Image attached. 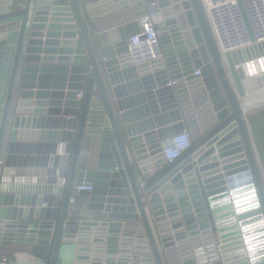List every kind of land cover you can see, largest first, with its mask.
Instances as JSON below:
<instances>
[{
	"label": "water",
	"instance_id": "1",
	"mask_svg": "<svg viewBox=\"0 0 264 264\" xmlns=\"http://www.w3.org/2000/svg\"><path fill=\"white\" fill-rule=\"evenodd\" d=\"M251 1L235 0L241 47L223 56L201 0H24L0 15L17 21L0 41V246L14 264H41L37 248L56 264L62 246L73 264H264V107L248 128L241 110L264 104ZM152 3L162 58L133 66ZM183 130L191 148L166 163L161 142ZM73 186L91 187L94 219L68 215Z\"/></svg>",
	"mask_w": 264,
	"mask_h": 264
},
{
	"label": "built area",
	"instance_id": "2",
	"mask_svg": "<svg viewBox=\"0 0 264 264\" xmlns=\"http://www.w3.org/2000/svg\"><path fill=\"white\" fill-rule=\"evenodd\" d=\"M264 11V0H259ZM203 10L210 27L213 39L218 47L220 55L223 56L226 52L240 48L238 17L236 11L235 0H201ZM257 1L252 0L248 5V9L255 11L257 17L260 16L259 6ZM23 2L20 0H9L7 9L2 13H10L15 9L21 8ZM161 13L156 3L149 4L146 14L138 22L139 33L132 36L128 40V49L130 60L133 66L151 62L162 58V51L159 44L158 34L162 23ZM194 76L199 75V71L193 73ZM178 81H170L167 85L174 86ZM83 93L79 92L78 97H82ZM264 107L261 104L253 108H242V121L248 128V120L251 115ZM192 146L190 134L187 130L164 140L161 142L160 148L163 159L166 163H171L183 155ZM56 155L66 157L64 152V144L59 143ZM56 184L64 188L66 186V175L60 170L56 172ZM89 186H73L69 195L68 203L72 205L81 191H90ZM54 231V228H52ZM0 264H12V260L7 256H0Z\"/></svg>",
	"mask_w": 264,
	"mask_h": 264
},
{
	"label": "crops",
	"instance_id": "3",
	"mask_svg": "<svg viewBox=\"0 0 264 264\" xmlns=\"http://www.w3.org/2000/svg\"><path fill=\"white\" fill-rule=\"evenodd\" d=\"M24 2V0H20ZM9 0H0V15L7 9ZM17 28V21L16 19L7 21V22H0V41L6 39L7 34L10 31H13ZM2 97V96H1ZM3 99V97H2ZM95 157V148L93 142L89 143L88 146L82 151L81 160L86 158V161H80V168L87 167L91 164L92 159ZM89 201L86 197H77L75 202L70 205L68 215L71 216L73 220L76 221H90L94 219L89 212H87V206ZM65 247L62 246L61 252L57 258L56 264H73V253H69L68 255H64ZM11 250L7 247L0 246V256H7L10 257L12 260V264H14V259L11 256ZM41 264H44L41 260ZM49 264V263H48Z\"/></svg>",
	"mask_w": 264,
	"mask_h": 264
},
{
	"label": "trees",
	"instance_id": "4",
	"mask_svg": "<svg viewBox=\"0 0 264 264\" xmlns=\"http://www.w3.org/2000/svg\"><path fill=\"white\" fill-rule=\"evenodd\" d=\"M34 254L36 256H38L44 264H48L49 263V254H50V249H46V248H37L34 251Z\"/></svg>",
	"mask_w": 264,
	"mask_h": 264
},
{
	"label": "bare ground",
	"instance_id": "5",
	"mask_svg": "<svg viewBox=\"0 0 264 264\" xmlns=\"http://www.w3.org/2000/svg\"><path fill=\"white\" fill-rule=\"evenodd\" d=\"M88 145H89V144H87L86 146H88ZM83 161H86V158H84V159L81 160V162H83Z\"/></svg>",
	"mask_w": 264,
	"mask_h": 264
}]
</instances>
